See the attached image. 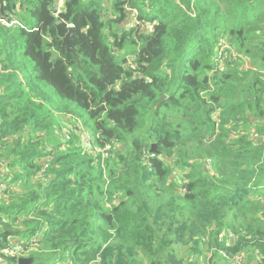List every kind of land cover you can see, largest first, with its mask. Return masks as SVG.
Segmentation results:
<instances>
[{
    "label": "trees",
    "instance_id": "obj_1",
    "mask_svg": "<svg viewBox=\"0 0 264 264\" xmlns=\"http://www.w3.org/2000/svg\"><path fill=\"white\" fill-rule=\"evenodd\" d=\"M62 2L55 18L57 0H0V250L37 237L36 264L241 248L264 264V0Z\"/></svg>",
    "mask_w": 264,
    "mask_h": 264
},
{
    "label": "built area",
    "instance_id": "obj_2",
    "mask_svg": "<svg viewBox=\"0 0 264 264\" xmlns=\"http://www.w3.org/2000/svg\"><path fill=\"white\" fill-rule=\"evenodd\" d=\"M61 3L58 1L56 3V7L52 11V15L55 18L59 17V14L61 12ZM131 11L130 9H127ZM132 18L135 17V13L132 12ZM133 20L131 21V26H133ZM150 32H152V29H150ZM232 46L229 44L222 42L219 45V51H218V57L219 60L221 57H223L224 52L226 50H232ZM234 54L233 57L236 58L237 53L235 50H233ZM129 67L133 70L136 68V62L134 61L129 62ZM218 117L215 116V119ZM258 137V136H255ZM210 164V161H208ZM6 189V185L2 186V190ZM245 236V232L241 229L240 232H235V231H227L223 234V240L228 241V244L230 247L234 245H238L241 242V238ZM203 242H206V239H203ZM39 244V239L36 237L32 239L31 244L25 243L20 240H11L5 247H3L0 250V264H11L9 262V259L12 258H17V261L19 262L20 258H25L24 255L29 252H36L37 251V246ZM213 251L214 250H207L205 252V256L201 260L197 261H192L191 263H185L184 264H211V259L213 257ZM218 253L220 257L224 260L226 264H249L250 263V256L252 255L251 252L248 250H243L242 248L236 252H231L227 250H218ZM257 256H260V252L257 250L256 251ZM60 264V263H57ZM61 264H67L66 262H63Z\"/></svg>",
    "mask_w": 264,
    "mask_h": 264
},
{
    "label": "rangeland",
    "instance_id": "obj_3",
    "mask_svg": "<svg viewBox=\"0 0 264 264\" xmlns=\"http://www.w3.org/2000/svg\"><path fill=\"white\" fill-rule=\"evenodd\" d=\"M108 3V5L109 4H111L110 2H107ZM63 7V5L61 4V8ZM109 7V6H108ZM110 8V7H109ZM127 48L130 50H138V47H136V45H134V44H132V43H127ZM127 49V50H128ZM126 55V50H124V51H122L120 54H119V56H120V59L121 58H123L124 56ZM215 57H216V60H215V62H216V65L218 64V61H217V58H218V54H217V52H216V54H215ZM130 59H133V57H130ZM69 118H60V121H59V123H63L62 125H61V128L64 130V135L65 136H67V135H69L68 134V132H69V130L70 129H72V128H74L75 127V124H66V123H78V122H74V121H71L70 122V120H68ZM92 119V118H91ZM81 121V123H85V120H87V122L88 123H95L94 122V119H92V120H90L89 118H88V114H84L83 115V117L80 119ZM87 127V126H86ZM61 128H59V129H57V130H60ZM84 129V133H83V139L85 140V142H86V144L87 145H89L90 144V142H92V138H94V134H93V132L92 131H90L88 128H83ZM92 137V138H91ZM183 255H184V253H183ZM146 262V261H145ZM61 263H63V262H60V264ZM36 264V263H35ZM51 264H54V262L53 263H51Z\"/></svg>",
    "mask_w": 264,
    "mask_h": 264
},
{
    "label": "water",
    "instance_id": "obj_4",
    "mask_svg": "<svg viewBox=\"0 0 264 264\" xmlns=\"http://www.w3.org/2000/svg\"><path fill=\"white\" fill-rule=\"evenodd\" d=\"M58 2V0H57ZM76 35V29L75 27H69L67 34L63 38V47H65L67 52L70 51H76V48L71 44V41L73 37ZM78 59V56H77ZM167 99V96H165L160 102L163 103ZM156 145H153L152 152L155 151ZM168 262L169 264H184V259L176 258L173 254H168ZM35 260L33 259H27V258H20L18 264H35ZM254 264H257V261L254 262Z\"/></svg>",
    "mask_w": 264,
    "mask_h": 264
},
{
    "label": "clouds",
    "instance_id": "obj_5",
    "mask_svg": "<svg viewBox=\"0 0 264 264\" xmlns=\"http://www.w3.org/2000/svg\"><path fill=\"white\" fill-rule=\"evenodd\" d=\"M58 1H60V3L63 5V2H62V0H58ZM62 10V9H61Z\"/></svg>",
    "mask_w": 264,
    "mask_h": 264
},
{
    "label": "crops",
    "instance_id": "obj_6",
    "mask_svg": "<svg viewBox=\"0 0 264 264\" xmlns=\"http://www.w3.org/2000/svg\"><path fill=\"white\" fill-rule=\"evenodd\" d=\"M251 257V256H250Z\"/></svg>",
    "mask_w": 264,
    "mask_h": 264
}]
</instances>
